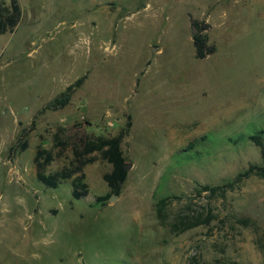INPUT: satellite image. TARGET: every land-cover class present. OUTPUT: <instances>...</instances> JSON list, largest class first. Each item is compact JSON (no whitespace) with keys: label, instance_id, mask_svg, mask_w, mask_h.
<instances>
[{"label":"rangeland","instance_id":"obj_1","mask_svg":"<svg viewBox=\"0 0 264 264\" xmlns=\"http://www.w3.org/2000/svg\"><path fill=\"white\" fill-rule=\"evenodd\" d=\"M19 3L16 29L0 33V264H264V176L237 180L264 160L252 140L231 141L264 130V0ZM195 22L216 45L204 59ZM84 74L68 106L39 113ZM129 115L118 198L96 202L111 170L98 154L83 169L85 197H73V178L37 179L39 145L56 155L47 173L73 159L57 131L114 136ZM184 217L193 225L174 230Z\"/></svg>","mask_w":264,"mask_h":264},{"label":"trees","instance_id":"obj_2","mask_svg":"<svg viewBox=\"0 0 264 264\" xmlns=\"http://www.w3.org/2000/svg\"><path fill=\"white\" fill-rule=\"evenodd\" d=\"M22 18V8L19 0H0V33L14 32L17 25ZM198 32L193 37V44L195 47V56L198 59H204L216 52V45L209 43V37L206 33L210 27L209 23L195 22ZM87 74L79 77L75 82L68 85L59 96L48 102L39 113H43L45 110L50 109L53 111L64 109L71 103L72 96L75 91L82 86ZM132 127L131 116L125 125L121 128L120 132L114 136H96L80 138L76 141L65 140L62 138V131L54 134L55 147H62V149H71L73 153V159L69 165H65L60 169L47 173V167L55 159L56 155L54 150L47 149L38 146L36 154L34 156V165L36 169L37 179L48 187H58L63 181L72 179L73 183V197L80 199L89 194L87 184H82L84 178L83 169L87 163H91L97 159V154L108 163L111 164V170L104 174V180L109 186L110 193L106 196H98L96 202L100 203L106 200L111 194L120 195L124 182L128 176V170L125 169L126 156L122 149L123 139L129 134ZM35 129V124L28 129H24L19 137L17 144L11 147L10 158H13L17 151H24L29 146L28 136L29 133ZM62 130V129H61ZM264 130L258 131L253 134H242L238 138H231V141L238 142L244 139L252 140L256 145L260 147V151L264 160ZM96 153V156L93 155ZM251 174H257L264 176V165H253L247 169L244 173L238 176L237 180H240L243 176H249ZM76 175V176H75ZM226 189L222 191L224 194L227 190L234 188V182H230L226 185ZM211 191L214 193L216 188L213 187ZM171 197H162L156 203L158 218L161 222L165 223L163 215L164 207L167 205V200ZM185 217L181 219L179 223L173 224L174 230L176 228L184 230L191 227L193 224H188ZM241 223L248 225L250 219L244 218L240 220ZM180 227V228H179ZM239 264V263H234Z\"/></svg>","mask_w":264,"mask_h":264},{"label":"water","instance_id":"obj_3","mask_svg":"<svg viewBox=\"0 0 264 264\" xmlns=\"http://www.w3.org/2000/svg\"><path fill=\"white\" fill-rule=\"evenodd\" d=\"M193 28H194V29H193V30H194L193 32H194V34H195V32L197 31V28H196L195 26H193ZM153 47L156 49L155 46H153ZM130 167H131V163H127V162H126V163H125V169H126V170H129ZM118 196H119V195H117V194H111V196L109 197V200L112 201V200H114L115 198H118Z\"/></svg>","mask_w":264,"mask_h":264}]
</instances>
